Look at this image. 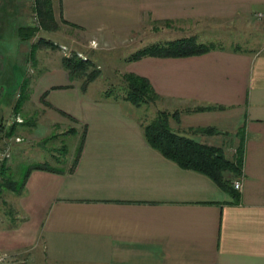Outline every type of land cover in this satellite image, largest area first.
<instances>
[{
  "label": "crops",
  "instance_id": "1",
  "mask_svg": "<svg viewBox=\"0 0 264 264\" xmlns=\"http://www.w3.org/2000/svg\"><path fill=\"white\" fill-rule=\"evenodd\" d=\"M61 14L79 42L124 36L140 49L167 33L215 43L126 64L166 101L172 129L232 157L242 149L241 186L233 195L166 156L137 105L47 70L44 110L85 129L73 164L28 168L13 213L0 216V253L18 264H264V0H61Z\"/></svg>",
  "mask_w": 264,
  "mask_h": 264
},
{
  "label": "rangeland",
  "instance_id": "2",
  "mask_svg": "<svg viewBox=\"0 0 264 264\" xmlns=\"http://www.w3.org/2000/svg\"><path fill=\"white\" fill-rule=\"evenodd\" d=\"M41 6L38 0H0V216H10L18 194L23 191L24 174L35 162L73 164L76 147L84 127L77 131L76 120L67 114L56 119L44 109L48 89L38 91L42 81L49 76L47 70L66 68L62 58L72 51L82 57H89L98 67V75L82 86L94 93L125 96L127 61L139 49V39L105 38L100 41L85 42V35L78 40V30L67 23L61 14V0H45ZM42 7V9H41ZM53 17L44 27L42 13ZM46 16V14H45ZM80 33V32H79ZM143 47L167 41V33L149 37ZM162 36L166 40H162ZM198 36V35H197ZM196 39L195 37L190 36ZM51 40L55 45L40 43V39ZM189 38V37H186ZM180 39V38H177ZM176 40V39H174ZM164 41V42H163ZM173 41V40H168ZM167 41V42H168ZM225 46L243 45L240 41H227ZM142 47V48H143ZM72 79V78H71ZM72 79V81H76ZM64 85V84H63ZM43 86V85H42ZM41 90V89H40ZM40 92V93H39ZM121 97V100H123ZM150 101L134 104L133 111L145 120L161 117L169 124L172 112L163 107L166 102L159 95ZM176 113V112H175ZM174 114V113H173ZM172 127V126H170ZM174 130V129H173ZM180 133L178 130H175ZM235 150L225 149L232 157ZM64 164V163H63ZM12 217V216H11ZM5 264H18L17 259L8 258ZM19 264H26L20 262Z\"/></svg>",
  "mask_w": 264,
  "mask_h": 264
},
{
  "label": "trees",
  "instance_id": "3",
  "mask_svg": "<svg viewBox=\"0 0 264 264\" xmlns=\"http://www.w3.org/2000/svg\"><path fill=\"white\" fill-rule=\"evenodd\" d=\"M45 2V0H38L40 6ZM42 14V23L44 27H47L53 21V17L47 15V11ZM39 42L49 45L56 44L44 38L40 39ZM214 47H216L215 43L198 42L191 37L180 38L140 48L130 57V60L144 55L183 56L199 54ZM62 62L72 79L85 78V82L88 83L98 75V67L95 61L89 57H82L77 51L64 55ZM125 76L127 77L125 96L114 95V98L121 100L122 97L123 100L140 105L152 100L151 96H159L147 77L132 71L125 73ZM200 108L203 107L195 109ZM161 117H164V115H161ZM161 117H157L145 125V134L150 142L180 165L207 173L221 187L229 189L233 195H237L236 188L232 183L234 178L242 173V149L238 148L237 154L234 157H230L225 153L224 147L204 143L178 133ZM34 167H48V164L46 162H37Z\"/></svg>",
  "mask_w": 264,
  "mask_h": 264
},
{
  "label": "built area",
  "instance_id": "4",
  "mask_svg": "<svg viewBox=\"0 0 264 264\" xmlns=\"http://www.w3.org/2000/svg\"><path fill=\"white\" fill-rule=\"evenodd\" d=\"M260 15H262V13H260ZM232 184L236 189H239L241 186V181H240V179H234ZM9 257H10V255H8L5 252L0 253V264H5L8 261Z\"/></svg>",
  "mask_w": 264,
  "mask_h": 264
}]
</instances>
